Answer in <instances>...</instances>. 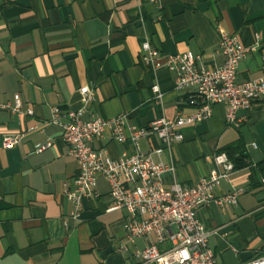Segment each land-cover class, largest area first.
Returning a JSON list of instances; mask_svg holds the SVG:
<instances>
[{"label":"crops","instance_id":"obj_1","mask_svg":"<svg viewBox=\"0 0 264 264\" xmlns=\"http://www.w3.org/2000/svg\"><path fill=\"white\" fill-rule=\"evenodd\" d=\"M217 28L243 47L258 46L239 62V82L257 80L264 69V0H0V141L25 132L62 112L81 108L78 89L89 86L94 98L84 108L86 122L126 114V124L145 128L160 119L189 115L185 92L174 90V75L154 73L141 62L146 40L160 55L190 52L197 65L213 69L223 63ZM157 85L162 103L153 100ZM18 95L32 115L11 111ZM228 124L225 107L181 129L183 140L161 154L174 171L161 177L169 188L191 186L211 170L219 150L241 141L248 164L234 168L214 189L219 198L241 190L235 205L214 202L196 211L207 231L215 264H241L264 253V183L250 184V168L264 162V100L235 112ZM57 126L43 124L9 148L0 144V264H141L136 252L153 243L152 235L126 243L123 210L109 209V186L102 177L95 195L83 199L80 216L71 220L65 189L73 188L78 165ZM50 140L40 153L35 146ZM160 147L157 139L140 142L141 151ZM93 147L115 160L131 146L94 140Z\"/></svg>","mask_w":264,"mask_h":264},{"label":"built area","instance_id":"obj_2","mask_svg":"<svg viewBox=\"0 0 264 264\" xmlns=\"http://www.w3.org/2000/svg\"><path fill=\"white\" fill-rule=\"evenodd\" d=\"M157 3L159 0H150ZM218 51L223 63L209 69L197 65L198 56L190 52L160 55L148 41L140 44L141 62L152 73L166 70L174 75L173 86L177 92H185L186 105L194 108L189 115H177L174 119L160 118L145 128L126 124V114L105 119L96 117L84 122L81 117L88 102L94 98L91 87L78 89L81 108L62 112L58 107L50 108L49 118L39 125L29 127L25 132L1 137V147L6 149L17 145L26 134L40 130L43 124L57 126L60 138L69 148L70 156L78 165L73 188L65 189L64 195L71 203L69 218L77 220L83 199L95 195L94 184L102 177L109 186L112 206L109 211L123 210V229L126 243L120 245V252H127V243L145 239L152 235L153 243L146 244L136 252L141 264H215L207 241L214 232L207 231L198 220V208L214 202L219 206L235 205L241 190H234L222 197H214V189L226 180L234 167L227 156L218 152L213 160L218 169L211 170L194 184L184 187L178 183L169 188L162 185L161 177L173 172V166L161 161V154L173 143L183 140L181 129L207 120L215 105L225 107L228 124L238 126L235 112L248 110L256 101L264 100V69L257 80L239 82L236 72L239 62L258 46L243 47L237 38L221 28ZM153 100L162 103V94L157 85L151 87ZM11 111L21 117L32 115L31 109H24L18 95L13 97ZM155 138L160 147L141 151L140 142ZM115 142L131 146L115 160L104 150L93 147L94 140ZM51 146L47 140L35 146L40 153ZM264 183V179H262ZM241 264H264V253Z\"/></svg>","mask_w":264,"mask_h":264},{"label":"trees","instance_id":"obj_3","mask_svg":"<svg viewBox=\"0 0 264 264\" xmlns=\"http://www.w3.org/2000/svg\"><path fill=\"white\" fill-rule=\"evenodd\" d=\"M219 152H222L227 156L234 168H239L249 162V156L241 141L237 140L230 143L222 147ZM249 179L252 186L260 182L261 179H264V162H259L250 168Z\"/></svg>","mask_w":264,"mask_h":264}]
</instances>
